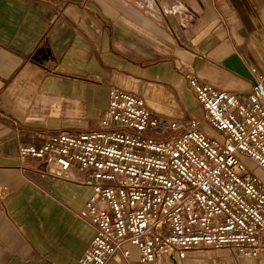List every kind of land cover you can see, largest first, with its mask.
<instances>
[{
  "label": "crops",
  "instance_id": "crops-1",
  "mask_svg": "<svg viewBox=\"0 0 264 264\" xmlns=\"http://www.w3.org/2000/svg\"><path fill=\"white\" fill-rule=\"evenodd\" d=\"M263 69L264 0H0V264H81L94 234L75 169L20 143L97 129L111 87L215 134L186 73L244 97Z\"/></svg>",
  "mask_w": 264,
  "mask_h": 264
},
{
  "label": "built area",
  "instance_id": "built-area-1",
  "mask_svg": "<svg viewBox=\"0 0 264 264\" xmlns=\"http://www.w3.org/2000/svg\"><path fill=\"white\" fill-rule=\"evenodd\" d=\"M186 79L215 134L194 116L163 114L142 96L111 87L97 129L18 145L20 163L55 175L73 168L90 188L78 213L94 234L81 264L114 256L186 264L189 251L204 245L249 258L264 252V183L243 160L264 170V69L244 97L192 72Z\"/></svg>",
  "mask_w": 264,
  "mask_h": 264
},
{
  "label": "rangeland",
  "instance_id": "rangeland-1",
  "mask_svg": "<svg viewBox=\"0 0 264 264\" xmlns=\"http://www.w3.org/2000/svg\"><path fill=\"white\" fill-rule=\"evenodd\" d=\"M243 160L249 167H253L258 177L264 183V170L255 166L254 160L247 156H243ZM127 262V261H126ZM166 262V260H165ZM186 264H264V252L257 257H243L238 254L237 250L232 247H212L201 246L191 249ZM130 264V263H127ZM141 264V263H140ZM155 264V263H153ZM157 264H172L171 262Z\"/></svg>",
  "mask_w": 264,
  "mask_h": 264
},
{
  "label": "bare ground",
  "instance_id": "bare-ground-1",
  "mask_svg": "<svg viewBox=\"0 0 264 264\" xmlns=\"http://www.w3.org/2000/svg\"><path fill=\"white\" fill-rule=\"evenodd\" d=\"M165 260H166V262H169V261L167 260V258H166V257H164V258H163V261H165ZM161 261H162V260H161Z\"/></svg>",
  "mask_w": 264,
  "mask_h": 264
}]
</instances>
